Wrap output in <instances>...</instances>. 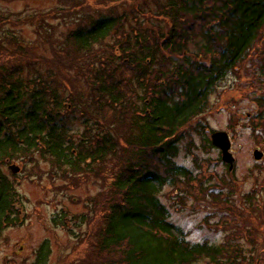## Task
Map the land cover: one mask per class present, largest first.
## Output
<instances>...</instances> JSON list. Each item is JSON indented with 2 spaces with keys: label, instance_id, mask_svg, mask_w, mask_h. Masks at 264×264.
I'll return each instance as SVG.
<instances>
[{
  "label": "trees",
  "instance_id": "obj_1",
  "mask_svg": "<svg viewBox=\"0 0 264 264\" xmlns=\"http://www.w3.org/2000/svg\"><path fill=\"white\" fill-rule=\"evenodd\" d=\"M160 9L171 23L166 32L136 26L128 31V19L121 22L126 15L115 11L89 16L88 24L68 34L77 59L70 58L69 50L61 52L69 68L85 78L89 90L82 95L63 96L52 71L47 78L41 73L30 78L18 65L5 69L0 82V219L10 206L9 196L16 194L1 169L7 159L40 152L62 171L60 176L70 170L100 178L96 166L109 160L107 193L89 199L87 211L75 215L80 232L83 225L93 230L88 239L98 257L91 264H253L254 253H236L242 248L240 236L222 244L187 240L168 219L158 193L165 185L193 181L191 170L175 161L181 131L207 110L215 87L248 62L253 91L239 93L255 103L247 119L264 151V0H168ZM7 19L0 17V26ZM111 34L115 38L108 40ZM78 113L82 133L69 126ZM256 179L259 189L244 200L254 210L264 204V178ZM236 185L223 176L222 190L212 193L221 205L234 207ZM64 220L62 214L58 223L65 225ZM43 248L39 264H46L50 254L47 244Z\"/></svg>",
  "mask_w": 264,
  "mask_h": 264
},
{
  "label": "rangeland",
  "instance_id": "obj_2",
  "mask_svg": "<svg viewBox=\"0 0 264 264\" xmlns=\"http://www.w3.org/2000/svg\"><path fill=\"white\" fill-rule=\"evenodd\" d=\"M167 2L168 0H120L109 3L103 0H0V17H8L7 24L0 26V51L9 53L0 57V82L4 76L2 74L7 75L5 69L18 65L22 68L23 75L30 78L38 77V73L47 78L48 71H52L65 97L72 93H87L89 88L85 84V78L80 77L77 69L69 68L67 55L63 53L69 50L70 58L77 59L68 42V34L76 30L79 24H88L89 16L97 18L115 11L126 15L121 22L128 19L129 22H125L124 26L128 31L131 26H136L141 29L156 28L159 32L164 29L166 32L171 23L165 19L160 5ZM77 5L80 9L75 12ZM114 38L111 34L108 40ZM21 54L24 55L23 60L19 58ZM248 65L251 66L250 62ZM249 66L242 68L241 65L215 87L209 96V106L205 113L184 130L176 161L191 170L193 181L186 180L178 187L165 185L158 194L168 207V219L184 230L187 239L219 244L229 237L240 236L237 241L245 253L251 248H256L255 252L260 253L259 250L264 249V204L257 207V210L253 207L248 209V203L244 205L247 193L259 189L256 187L260 186L256 178H264V170L261 172L264 161H257L253 157V150L259 146L250 129L251 121L247 119L249 111H255L256 106L247 96L239 93V89L247 90L249 94L253 91L249 80ZM252 104L254 107L251 108ZM198 122L206 124L205 131H200L203 128ZM69 126L72 127V132H83L84 125L79 113ZM213 129L229 131L233 137V153L236 156L233 177L222 164L218 149L207 147V138ZM33 156V160H30L25 159L23 154V158L10 161V164L14 162L22 167L17 174L10 171L9 163L3 166L7 179L21 196L24 220L20 222L19 219L2 230L0 264L10 261L15 264L36 262L35 251L45 244L50 249L46 264H91L98 257L97 250L88 239L92 237L93 230L89 232L90 227L83 225L80 232L75 222L68 220V215L85 212L91 203L90 200L87 205L89 199H95L99 193L102 196L107 193L112 162L108 160L96 166V173L102 172V175L97 174L101 178L90 171L60 176L51 163L41 158L39 152H35ZM223 176L232 183L237 180V189L233 195L237 206L231 207L229 203L221 205L216 194L212 193L222 190L220 185ZM62 211L66 214L65 225L58 223ZM250 238L257 244L256 247L251 246ZM259 253L264 258V254Z\"/></svg>",
  "mask_w": 264,
  "mask_h": 264
},
{
  "label": "water",
  "instance_id": "obj_3",
  "mask_svg": "<svg viewBox=\"0 0 264 264\" xmlns=\"http://www.w3.org/2000/svg\"><path fill=\"white\" fill-rule=\"evenodd\" d=\"M213 143L219 146L222 149L223 159L224 161L230 164V168H233L234 165V157L230 152L231 141L229 135L226 132H216L213 134ZM263 157V153L259 150H255V158L261 159ZM14 171H17L14 167H12Z\"/></svg>",
  "mask_w": 264,
  "mask_h": 264
}]
</instances>
